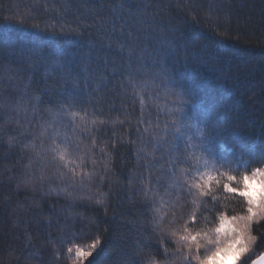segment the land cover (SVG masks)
<instances>
[{"label": "trees", "instance_id": "1", "mask_svg": "<svg viewBox=\"0 0 264 264\" xmlns=\"http://www.w3.org/2000/svg\"><path fill=\"white\" fill-rule=\"evenodd\" d=\"M101 5V15L117 17L128 16L129 5H141L159 26L149 30L150 50L171 33L177 41L173 52H156L163 63L148 60L147 74L124 79L120 99L113 100L115 54L107 41L93 37L95 47L85 44L91 52L89 71L96 74L88 87L99 85L92 97L99 106L58 110L37 104L25 57L30 50L51 55L61 46L79 48L84 40L53 35L52 28L59 33L89 23V9ZM144 41L141 34L136 42L144 47ZM161 67L169 79L157 74ZM75 72L83 87L85 73L79 67ZM42 76L43 68L33 84ZM177 106L183 115L175 112ZM174 118L194 127L182 126L187 135H181ZM204 124L214 130L217 166L227 160L221 171L237 176L233 186L242 188L244 174L264 170L259 159L264 150V0H0V264H81L76 249L90 250L97 239L100 245L83 264H188L187 248L171 236L183 233L185 225L209 232L227 247L234 225L220 234L214 230L221 214L246 215L247 200L221 187L215 209L204 211L202 201L208 199L211 208L210 197L199 198L197 207L178 187L181 169L204 170L207 151L186 148L189 137L199 143L197 129ZM64 150L66 161H61ZM260 179L255 177L249 189L257 205L264 193ZM250 234L256 240L237 264H251L264 254V221H254ZM216 247L201 249V259Z\"/></svg>", "mask_w": 264, "mask_h": 264}, {"label": "snow or ice", "instance_id": "2", "mask_svg": "<svg viewBox=\"0 0 264 264\" xmlns=\"http://www.w3.org/2000/svg\"><path fill=\"white\" fill-rule=\"evenodd\" d=\"M120 8H124L123 4L119 5ZM128 16H114V15H101L100 13L105 11L103 5L99 8L92 7L89 9L92 19L89 23L81 21L77 27L61 28L57 33L55 28H52V34H70L75 37H79L85 41V43H79V48L76 46L64 47L61 46L51 55H48L40 50H30L26 62H28L29 73V85L36 93L34 99L37 104H52L53 108L58 110L63 109H75L82 107L85 104L95 103L99 106L100 101L93 100L92 97L95 93L99 92V85L92 91H89L88 82L96 74L89 71L88 58L91 56L90 51L85 50V44L89 47H95L96 41L93 37H99L101 41H107L106 47L111 49L115 54L114 63L111 71L116 73L115 83L112 84V96L113 100L120 99V91L122 88L123 80L128 79L132 82L141 75V73L147 74L148 65L147 61L151 60L154 64H162L163 56H157L156 52H162L164 54H170L173 52V45L177 43L174 34H169L171 39L161 42V47L150 50L147 38L151 35L150 29L155 31L159 26L154 24L156 17L147 13V9L141 5L133 7L129 5L125 9ZM115 12V9L112 10ZM131 21L129 24L128 22ZM119 24V27L117 26ZM128 27V31L125 32V27ZM40 31H47V28L41 29L39 25H34ZM83 29V30H82ZM119 33L120 35H114ZM143 34L145 36L144 47H139L136 42L139 36ZM123 37H126L123 38ZM107 60V55L105 56ZM79 67L84 73L83 87L81 86V77L75 72V69ZM43 68V76L38 84H33L36 73ZM35 70V71H33ZM167 69L161 67L157 70L163 79L167 80L169 77L166 75ZM103 78V77H102ZM107 91V89H106ZM54 97L55 102L52 100H45V96ZM143 105V98L141 100ZM112 109H110L111 111ZM175 112L183 115V108L177 106ZM73 116L77 113L73 112ZM85 117H81L84 120ZM191 120V117H188ZM93 124L96 122L93 120ZM173 124L176 125V131L181 135H187L181 132V127H194L191 123L181 125L179 118L173 119ZM212 131L209 130L207 124H204L202 128L197 129L200 139L198 144L191 143V137H189V143L186 144V148L199 147L207 151L208 160L205 163L204 170L193 169L189 167L187 169H181L183 179L179 183L178 187L186 189L187 195L193 197V203L197 204V207L201 205L197 203V200L201 197H210L211 208H209V200L204 199L202 201L204 211L214 210L217 203H219V197L215 194L218 189L222 187L225 193H231L234 196L238 195L247 200L246 215H233L230 218L221 214L219 226L215 228V233L220 234L224 231L226 225H234L230 229L232 239L227 247H221L219 245V239H213L209 232L193 231L187 225L183 229V233L171 232V236L176 237L177 243L182 247L187 248L188 255L184 259L190 264V260L197 261V264H209L210 260H216L219 258L220 253H227L228 251H236L238 261L243 258L249 251L250 246L255 242L256 237L250 234V228L255 221L260 223L264 221V193L260 203L257 205L256 197L250 192L251 181L255 177H260V184L264 186V170L256 168L251 175L244 174L240 183L243 187L233 186L234 181L237 180L236 175L229 174L228 172L221 171L222 168L228 164L227 160L219 163L217 166L216 160L218 159L213 155L212 150ZM11 147V141H9ZM67 151H61L59 159L66 161ZM199 159V157H196ZM260 161L264 162V150H262L259 157ZM83 162V161H81ZM80 165L77 164V167ZM229 170L230 165H229ZM74 171V170H73ZM55 195L59 196L60 192L53 189ZM103 201H98L102 203ZM255 205V207H254ZM197 216L193 214L192 221L195 223ZM211 231V230H210ZM151 239V237H149ZM158 242L164 246L165 238L163 236L158 238ZM217 244L216 250L212 252L211 256L207 254L201 259L199 254L201 249L208 250V245ZM100 245V240L97 239L91 246L90 250L76 249L77 258L87 259L92 256L93 252ZM165 247V252H167ZM71 251V249H69ZM142 251V247H141ZM190 257V259H189ZM89 264L91 262L89 261ZM129 264H139L138 261H131ZM252 264H264V255H261L257 260H254Z\"/></svg>", "mask_w": 264, "mask_h": 264}, {"label": "rangeland", "instance_id": "3", "mask_svg": "<svg viewBox=\"0 0 264 264\" xmlns=\"http://www.w3.org/2000/svg\"><path fill=\"white\" fill-rule=\"evenodd\" d=\"M259 192L260 191H258L256 195L260 194ZM214 264H237V254L234 252L223 253L222 255H219V258Z\"/></svg>", "mask_w": 264, "mask_h": 264}, {"label": "water", "instance_id": "4", "mask_svg": "<svg viewBox=\"0 0 264 264\" xmlns=\"http://www.w3.org/2000/svg\"><path fill=\"white\" fill-rule=\"evenodd\" d=\"M264 255V254H263ZM257 260V259H256ZM252 264V263H251Z\"/></svg>", "mask_w": 264, "mask_h": 264}]
</instances>
